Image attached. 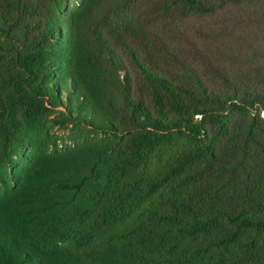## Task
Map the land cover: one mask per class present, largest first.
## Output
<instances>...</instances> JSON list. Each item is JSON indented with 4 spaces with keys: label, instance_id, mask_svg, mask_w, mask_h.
Listing matches in <instances>:
<instances>
[{
    "label": "trees",
    "instance_id": "obj_1",
    "mask_svg": "<svg viewBox=\"0 0 264 264\" xmlns=\"http://www.w3.org/2000/svg\"><path fill=\"white\" fill-rule=\"evenodd\" d=\"M0 264H264V0H0Z\"/></svg>",
    "mask_w": 264,
    "mask_h": 264
},
{
    "label": "rangeland",
    "instance_id": "obj_2",
    "mask_svg": "<svg viewBox=\"0 0 264 264\" xmlns=\"http://www.w3.org/2000/svg\"><path fill=\"white\" fill-rule=\"evenodd\" d=\"M94 137V134L85 127L80 128L75 125H52L50 127V139L59 149L72 147L76 143L90 140Z\"/></svg>",
    "mask_w": 264,
    "mask_h": 264
}]
</instances>
